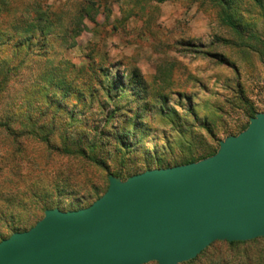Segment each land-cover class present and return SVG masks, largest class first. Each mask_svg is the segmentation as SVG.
<instances>
[{"label": "rangeland", "instance_id": "374dc122", "mask_svg": "<svg viewBox=\"0 0 264 264\" xmlns=\"http://www.w3.org/2000/svg\"><path fill=\"white\" fill-rule=\"evenodd\" d=\"M233 2L244 33L264 39V0ZM3 4L0 29L29 8L47 18L39 25L45 36L16 57L27 68L5 99L17 101L29 89L22 99L29 135L0 127V240L29 229L45 208L90 205L109 175L124 180L215 151L250 114L264 111V63L222 41L235 38L209 0ZM3 55L11 59L12 48ZM18 140L27 146L23 163L13 154ZM257 255L264 257L263 238L216 242L191 264L243 263Z\"/></svg>", "mask_w": 264, "mask_h": 264}, {"label": "water", "instance_id": "95a60500", "mask_svg": "<svg viewBox=\"0 0 264 264\" xmlns=\"http://www.w3.org/2000/svg\"><path fill=\"white\" fill-rule=\"evenodd\" d=\"M0 240V264H181L215 241L264 238V111L200 160L151 168Z\"/></svg>", "mask_w": 264, "mask_h": 264}, {"label": "trees", "instance_id": "16d2710c", "mask_svg": "<svg viewBox=\"0 0 264 264\" xmlns=\"http://www.w3.org/2000/svg\"><path fill=\"white\" fill-rule=\"evenodd\" d=\"M209 2L212 4L213 8L216 9L218 15L221 16V20L223 21V23L227 27H229L230 30L233 32V36L235 38L231 40L223 39L222 41L229 45L231 44L233 46L240 48L245 47L246 49L252 50L253 52L258 54L259 58L264 63V39H261L259 36L255 34L244 33L241 27L242 25L241 21H239V19L233 16V11H234L233 0H209ZM255 2L258 6H261L260 0H255ZM2 6H4L3 0H0V7ZM46 14L47 13L44 10H40L39 8L36 9L29 8V10L24 11L22 13V16H20L18 19L15 20V24L10 29H0V105L1 107H3L2 105L5 104V106L8 107V109L5 110L6 116H8L7 120L2 121V119L0 118V127H4V131L14 137H22L24 135L26 136L29 135V127L27 126L28 128L27 130L24 127L25 125L24 123L26 121L27 123L29 122V111H26L22 103V99L24 97L25 98L28 97L29 89L27 88L25 89V91L23 90V94L20 95V97H18L19 100L17 101L5 100L6 96L9 94V89L13 84V79H15L16 76L20 74V72L23 69L27 68V66L23 64V60H19L18 62H15V59L16 57L20 56L22 52L29 51V48L31 47V44L35 40L36 36L39 37L45 36L43 27H39V25L46 20L47 18ZM236 38L239 41H237ZM238 44L240 46H238ZM8 47H11L13 50V57L11 59L3 55V51ZM255 113L250 114V117L254 116ZM15 122H17L16 124L19 125V127L13 126ZM15 144H16L15 145L16 149L13 154L14 156L15 155L17 156L18 159L17 162L23 163L25 161H28L29 157H27V153H26L27 146L24 145V143H22L19 140ZM216 150L174 165L191 163L200 160L209 155H212L213 153L216 152ZM174 165H170V166H174ZM165 167H169V166H165ZM112 176L118 178L115 175ZM256 239L244 241V242L215 241L211 245H209L205 250H203L196 258L181 264H191L193 261L197 260V258L202 256L206 252V250L209 247L213 246L216 242L219 243L224 242L228 245H235V244L248 243L250 241H255ZM229 262L231 263H210V264H264V257L257 255L255 258L253 257V259L252 258L249 259V257H247L245 261L243 260V263H241V259H233V260H229Z\"/></svg>", "mask_w": 264, "mask_h": 264}]
</instances>
